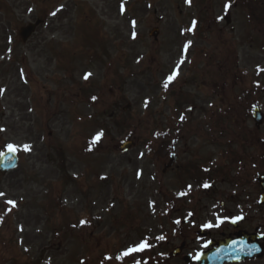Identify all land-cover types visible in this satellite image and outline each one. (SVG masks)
Returning <instances> with one entry per match:
<instances>
[{
  "label": "rangeland",
  "instance_id": "obj_1",
  "mask_svg": "<svg viewBox=\"0 0 264 264\" xmlns=\"http://www.w3.org/2000/svg\"><path fill=\"white\" fill-rule=\"evenodd\" d=\"M226 3L0 0V151L31 146L17 152L16 170L0 175V264H131L123 253L136 230L165 225L164 191L176 173L163 174L170 155L180 167L193 161L197 131L235 119L213 115L226 86L219 98L207 91L208 79L231 75L224 55L242 17L232 7L226 13ZM39 19L44 25L23 43L19 29ZM203 54L215 57L213 66ZM263 64L258 55L251 75ZM185 96L192 103L178 108ZM128 137L137 146L121 153Z\"/></svg>",
  "mask_w": 264,
  "mask_h": 264
},
{
  "label": "flooded vegetation",
  "instance_id": "obj_2",
  "mask_svg": "<svg viewBox=\"0 0 264 264\" xmlns=\"http://www.w3.org/2000/svg\"><path fill=\"white\" fill-rule=\"evenodd\" d=\"M226 1L242 17L231 30L238 34L237 41L229 43L230 52L224 55L231 75L221 78L223 82L208 79L206 90L210 99L219 98L225 91L219 86H226L223 107L213 115L237 121L227 128L213 123L209 132L197 131L200 146L194 160L168 171L176 173L164 191L165 225L136 230L133 247L142 241L148 247L130 254L131 264H264V71L258 72L264 64L255 67L253 76L250 73L257 56H264V0ZM206 18L212 27L214 19ZM249 19L254 22L251 31ZM203 20H198L200 32ZM203 57L214 65L215 57ZM236 217L242 219L232 223ZM106 252L103 255L111 254L110 249Z\"/></svg>",
  "mask_w": 264,
  "mask_h": 264
},
{
  "label": "snow or ice",
  "instance_id": "obj_3",
  "mask_svg": "<svg viewBox=\"0 0 264 264\" xmlns=\"http://www.w3.org/2000/svg\"><path fill=\"white\" fill-rule=\"evenodd\" d=\"M188 2L190 3V0H188ZM224 7H225V12L227 13L228 9L231 7V2L226 3ZM52 14L55 15V13H52ZM220 19H223V17H220ZM195 23L196 22L194 21L193 22V27L195 26ZM189 30L191 31L192 29H189ZM259 71H264V69H258V72ZM90 75H91V73H86L84 75V79L87 80ZM176 75H177V72L174 71L170 76L167 77V79L165 80V82L163 84V87H164L165 90L168 89L169 84L171 83V81H173L176 78ZM93 99H95V98H93ZM183 119H184V117H181V120H183ZM102 135H103L102 132L101 133H97L96 136L92 140V144H95L102 137ZM5 147H6L7 153H11L13 155L16 154L17 152L21 151V150H23L25 152H28V151L31 150V146L27 145V144L23 145L22 148H21V147H19L17 145L9 143ZM4 156H5V151H0V158H3ZM204 186L208 187L207 184H205ZM3 195H4V193H0V196H3ZM6 203L7 204H11L13 207H15V201L8 200V201H6ZM239 219H242V217L234 218L232 220V223H236L237 220H239ZM81 223L84 224V223H86V221H81ZM177 223H179V221H177ZM212 226H213L212 224L205 225V227H207V228H211ZM216 226H219V224H217ZM160 239H163V237H160ZM147 247H148L147 241H142L136 247L130 248L127 251H125L123 253V256H129L133 252L143 251ZM205 247H207V245H205ZM136 264H139V262H136Z\"/></svg>",
  "mask_w": 264,
  "mask_h": 264
},
{
  "label": "water",
  "instance_id": "obj_4",
  "mask_svg": "<svg viewBox=\"0 0 264 264\" xmlns=\"http://www.w3.org/2000/svg\"><path fill=\"white\" fill-rule=\"evenodd\" d=\"M38 25H39V23H37L35 26H29L25 29H22L21 30V36H22L23 40H27L32 35V33H34V31ZM158 34H159L158 29H154L151 32V36L154 37L155 39H157ZM133 146H135L134 142L127 141L121 147V151L127 152ZM176 160H177L176 157H172L171 163L167 168L171 167L173 162H175ZM17 165H18V157L15 154L13 155L11 153L5 152V156L3 158H0V173L4 175V174L8 173L9 171L14 170L17 167Z\"/></svg>",
  "mask_w": 264,
  "mask_h": 264
},
{
  "label": "trees",
  "instance_id": "obj_5",
  "mask_svg": "<svg viewBox=\"0 0 264 264\" xmlns=\"http://www.w3.org/2000/svg\"><path fill=\"white\" fill-rule=\"evenodd\" d=\"M114 117H115L114 114L109 115V118H110L111 120H113V122H116V124L121 125V124L119 123V120L116 119V118H114Z\"/></svg>",
  "mask_w": 264,
  "mask_h": 264
}]
</instances>
